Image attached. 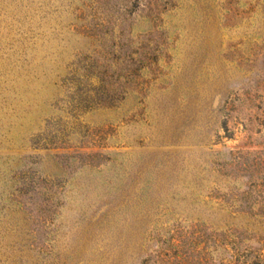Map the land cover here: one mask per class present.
Masks as SVG:
<instances>
[{"label":"rangeland","instance_id":"obj_1","mask_svg":"<svg viewBox=\"0 0 264 264\" xmlns=\"http://www.w3.org/2000/svg\"><path fill=\"white\" fill-rule=\"evenodd\" d=\"M0 264H264V0H0Z\"/></svg>","mask_w":264,"mask_h":264}]
</instances>
